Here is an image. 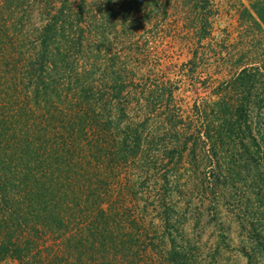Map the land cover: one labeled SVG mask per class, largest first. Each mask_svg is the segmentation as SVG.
Listing matches in <instances>:
<instances>
[{"label": "rangeland", "instance_id": "obj_1", "mask_svg": "<svg viewBox=\"0 0 264 264\" xmlns=\"http://www.w3.org/2000/svg\"><path fill=\"white\" fill-rule=\"evenodd\" d=\"M43 27L46 89L141 133L125 205L194 264H264V0H16L4 68L24 91Z\"/></svg>", "mask_w": 264, "mask_h": 264}, {"label": "trees", "instance_id": "obj_2", "mask_svg": "<svg viewBox=\"0 0 264 264\" xmlns=\"http://www.w3.org/2000/svg\"><path fill=\"white\" fill-rule=\"evenodd\" d=\"M15 4L0 0V262L194 264L160 223L147 224L137 206L125 205L131 190L121 175L129 164L142 165L137 126L115 132L106 125L112 114L101 117L94 102L46 89L44 58L54 57L43 41L48 27L35 37L34 88L24 91L8 75L4 66L16 57L9 37Z\"/></svg>", "mask_w": 264, "mask_h": 264}]
</instances>
